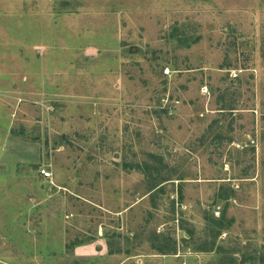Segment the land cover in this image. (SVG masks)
Wrapping results in <instances>:
<instances>
[{"label": "rangeland", "instance_id": "obj_1", "mask_svg": "<svg viewBox=\"0 0 264 264\" xmlns=\"http://www.w3.org/2000/svg\"><path fill=\"white\" fill-rule=\"evenodd\" d=\"M224 253L264 264V0H0V264Z\"/></svg>", "mask_w": 264, "mask_h": 264}, {"label": "trees", "instance_id": "obj_2", "mask_svg": "<svg viewBox=\"0 0 264 264\" xmlns=\"http://www.w3.org/2000/svg\"><path fill=\"white\" fill-rule=\"evenodd\" d=\"M212 218V216L209 218V220ZM224 214L221 215L220 217L214 216V219H211V222H209V225H212V227H215L216 225H220L222 226V221L224 219ZM213 221V223H212ZM219 234V233H218ZM187 237L186 238H192V232L188 231L187 232ZM222 245H220L219 243H217V240L214 239L212 242H210L206 247L204 246H200L199 249L200 250H212V249H216L217 251H220ZM168 250V251H167ZM163 253H177V243L174 240V242L171 241L170 246L168 247V249H166L165 251H162ZM229 253V252H228ZM228 253H224V255L221 257L220 259V263L221 264H240V263H245L246 259L244 258H239L238 255H231L229 259H227V256L229 255ZM243 259V260H242Z\"/></svg>", "mask_w": 264, "mask_h": 264}, {"label": "built area", "instance_id": "obj_3", "mask_svg": "<svg viewBox=\"0 0 264 264\" xmlns=\"http://www.w3.org/2000/svg\"><path fill=\"white\" fill-rule=\"evenodd\" d=\"M41 171H42L46 176L52 178V176H53V172H52L51 170L46 169V168H43Z\"/></svg>", "mask_w": 264, "mask_h": 264}]
</instances>
